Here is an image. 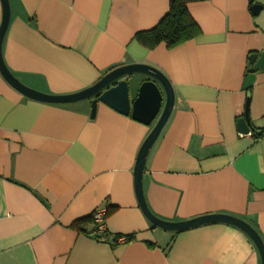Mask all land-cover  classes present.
<instances>
[{
	"label": "crops",
	"instance_id": "obj_1",
	"mask_svg": "<svg viewBox=\"0 0 264 264\" xmlns=\"http://www.w3.org/2000/svg\"><path fill=\"white\" fill-rule=\"evenodd\" d=\"M8 1L2 58L35 91L78 93L130 64L167 78L173 106L142 178L155 217L229 215L264 244V65L252 71L249 60L264 50V0L188 4L199 33L172 48L135 38L158 24L169 0ZM126 79L133 100L150 78ZM90 108V100H30L0 75V264H260L233 225L153 226L133 171L156 120L145 125L100 102L90 118ZM246 110L249 133L241 134L237 120ZM98 209L107 212L105 241L72 227Z\"/></svg>",
	"mask_w": 264,
	"mask_h": 264
},
{
	"label": "water",
	"instance_id": "obj_2",
	"mask_svg": "<svg viewBox=\"0 0 264 264\" xmlns=\"http://www.w3.org/2000/svg\"><path fill=\"white\" fill-rule=\"evenodd\" d=\"M0 75L22 96L47 104H71L83 100H90V118H94L97 104L103 103L122 115H130L132 119L145 125L156 123L143 141L136 158L134 167L135 191L139 207L148 221L155 227L167 231H181L209 223H225L241 229L252 241L260 257V264H264V244L259 234L245 221L233 216L212 214L196 217L181 222H168L155 217L148 209L142 189V178L147 155L165 125L173 106V90L167 78L153 67L143 64H130L117 67L105 74L97 83L69 95H49L35 91L19 82L7 69L1 54V45L10 20L8 0H0ZM260 7L254 5V13ZM252 71H258L264 65V50L259 57L251 55ZM132 74H143L150 78L140 84L136 97L131 100L129 84L126 77ZM164 99V105L162 102ZM237 129L241 134L249 133L247 110L243 118L237 120Z\"/></svg>",
	"mask_w": 264,
	"mask_h": 264
},
{
	"label": "trees",
	"instance_id": "obj_3",
	"mask_svg": "<svg viewBox=\"0 0 264 264\" xmlns=\"http://www.w3.org/2000/svg\"><path fill=\"white\" fill-rule=\"evenodd\" d=\"M204 1L207 0H169L168 11L163 18L153 29L137 33L136 40L147 48H153L161 43L165 44L167 48H172L194 38L198 35L199 29L187 11V5ZM260 135H254V137L259 138ZM106 215L107 212H105V218ZM86 226L91 227V231L84 229ZM72 227L98 237L97 226L92 215L74 222ZM104 235L107 236L106 230ZM130 239L131 237H128L126 240Z\"/></svg>",
	"mask_w": 264,
	"mask_h": 264
},
{
	"label": "built area",
	"instance_id": "obj_4",
	"mask_svg": "<svg viewBox=\"0 0 264 264\" xmlns=\"http://www.w3.org/2000/svg\"><path fill=\"white\" fill-rule=\"evenodd\" d=\"M104 216H105V210L104 209H98L92 213V218L94 223L97 226V234L99 240H106V237L104 235L105 227H104ZM125 238H119L118 241H125Z\"/></svg>",
	"mask_w": 264,
	"mask_h": 264
}]
</instances>
